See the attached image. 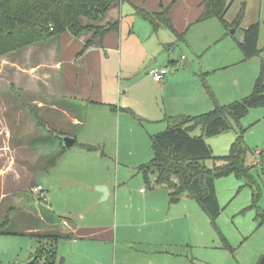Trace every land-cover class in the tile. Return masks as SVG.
Instances as JSON below:
<instances>
[{
  "label": "crops",
  "instance_id": "0c3cea01",
  "mask_svg": "<svg viewBox=\"0 0 264 264\" xmlns=\"http://www.w3.org/2000/svg\"><path fill=\"white\" fill-rule=\"evenodd\" d=\"M203 1L120 0L99 24L104 26L119 22L120 29L108 33L102 41L96 40L84 53L85 44L92 39V35L84 34L75 38L70 33H64L44 44L36 43L19 51L14 62L1 59L0 71L12 70L18 72L19 76L23 74L34 78V86L28 85L27 90L36 92L39 97H49L47 105L50 104L53 113H73V123L67 130L62 133L56 128L51 130L58 133V143L54 145V149H51L48 155L44 152V155L40 156L38 166L29 168L35 177L31 186L41 185L45 188L38 181L39 176H49L65 152L79 145V154L74 157L78 159V166L81 164L86 170L93 171L94 178L90 182L97 188V194H90L89 199L95 202L101 199L109 206L116 207L117 227L112 229L103 227V209L97 211L94 217V223L97 224H94L92 220L86 221L90 211L86 212V215L78 214L76 217L81 216L80 221L75 216H62L57 208L46 201V217L52 218L55 224H59L55 221L58 217L63 220L61 224H64V228L57 229V232L71 235V238L57 242L60 264H102L101 244L107 249L115 247L116 261L119 259L121 264H130V227L132 233L136 229H146V239L142 243L146 246L144 251L149 257L158 254V246L172 250L179 244V238L190 237L192 217L188 208L194 199L185 195L181 202L171 205L170 190L165 186L154 187L150 191L140 189L138 192L136 188L131 190L129 174L124 172L120 156L117 160L109 157L104 163L106 154L101 146H108L110 138L105 135L110 136L117 126L118 131H121L122 145L127 149L126 129L130 127L137 136L140 149L139 152L129 150L130 155L136 154V159L146 156V160L151 161L154 151H149V144L152 143L154 135L167 129L165 118L200 116L213 110L214 100L222 105H229L253 92L254 84L261 74L264 57L262 55L245 60L238 41L243 38L244 30L251 25L259 23L262 28L264 0H260L259 10L254 18L249 20L247 16V25H241L243 29L239 39L234 35L241 26L227 30L217 18L198 21L203 11ZM226 1L230 4V10L225 19L231 24L241 10L233 13L235 0ZM136 8L150 15H164L171 27H166L161 22L159 28L155 29L150 21L136 12ZM189 30L201 35L202 42H199L196 48L198 52L193 50L202 55L198 59L191 56L189 59H183L184 56H181V60L187 61L182 64L171 58L167 52L185 43L195 48L189 41L190 36L189 40L185 38ZM261 34L262 29L259 40ZM171 62L176 66V71L168 75L163 82H154L148 72L157 67L171 66ZM43 74L47 82H42ZM35 103L39 109L44 110L45 104L42 101L35 99ZM68 117L70 118V115ZM58 119L61 118L58 116ZM89 119L90 121H87ZM60 127L64 129L65 125ZM194 134L200 136L201 131L195 130ZM6 135H9V129ZM64 136L74 138L76 144L72 148L64 149ZM236 137L237 133L233 137L208 138L206 141L211 149L213 147L210 140L219 141L215 142V145L226 143L230 149ZM79 138H82L80 144ZM83 146H98L99 149L90 152ZM11 149L7 146L3 153L0 152V156L9 155ZM256 153L260 155L259 150ZM113 164L117 169L115 177L107 178L105 174H97L103 167L106 172H110ZM101 187L108 189L106 199L98 191ZM2 196L0 195V204ZM147 247L151 250H146ZM164 253L171 255L166 250Z\"/></svg>",
  "mask_w": 264,
  "mask_h": 264
},
{
  "label": "rangeland",
  "instance_id": "374dc122",
  "mask_svg": "<svg viewBox=\"0 0 264 264\" xmlns=\"http://www.w3.org/2000/svg\"><path fill=\"white\" fill-rule=\"evenodd\" d=\"M230 1L228 0V2ZM260 3V0H235L232 12L238 13L243 7L246 9L241 24L245 26L247 25V16L249 20H252L259 10ZM247 5H249L248 8ZM242 29L243 27L234 35L235 38L239 39ZM261 29L259 45L262 49L261 55L264 57L263 23ZM192 31L189 30L185 38L189 40L190 36L189 41L195 48L189 47L188 43H185L167 52L171 58L182 64L187 61L181 60V56L198 59L202 55L193 50L202 42L201 35ZM46 42L47 40L39 43ZM22 50L24 49L1 55L0 69L2 68V58L14 62L17 53ZM18 74V72L7 71V69L0 71V152L3 153L7 146L12 148L9 155L0 156V195H3L2 204H0V227L8 221L3 231L21 234L0 235V264L28 262L40 249L37 236L23 234L30 233L27 232L29 229L37 230L36 232L45 235L64 228V224H55L52 218L46 217V201L49 205L57 208L62 216H75L80 221L82 220L81 216H76L78 214L86 215L85 213L90 211L86 221L92 220L93 223L97 211L103 209L105 214L103 227L112 229L117 227L115 205L109 206L101 199L97 202L89 199L90 194H97V188H94L90 182L94 178L93 171L89 169L87 171L81 164L78 166V159L74 157L79 154V145L65 152L64 157L61 158L57 167L50 171L49 176H39L38 181L45 186L46 201L41 199V195L33 193L34 187L37 185L31 186L34 184L35 177L29 168L33 169L35 165L38 166L40 156H43L44 152L48 155L50 150L54 149V145L58 143L56 138L58 133L51 130L56 128L61 133L65 129L67 130L73 123L71 120L73 113L72 115L69 113L70 118L66 112L58 113L59 115L53 113L50 104L47 105L49 97L48 99L46 95L39 97L36 92L27 90L29 89L28 85L34 86V78ZM41 77L42 82H47L44 74ZM37 82L41 83L39 80ZM44 92L46 94V91ZM35 99H39L45 104L43 111L38 108ZM58 116L61 119H58ZM60 125H65L64 129ZM240 128L247 129L246 146L255 152L259 150L260 154L264 155V109L250 110L239 123H234V130L225 132L219 137H233ZM8 129L9 135H6ZM105 136L110 138V141L107 147L106 145L101 146L106 154L103 158L104 163L109 160V157L117 160L120 156V160L123 162L120 164L123 166L124 172L129 174V188L131 190L136 188L138 192L140 189L147 191L153 189L155 187L153 183L145 182L142 176L138 175V169L150 160H146V156L136 159L134 157L136 154L130 155L129 150L140 151L139 142L133 129L130 127L126 129L127 149L122 145L121 131H118L117 126L110 136ZM78 141L80 144L82 138H79ZM210 142L215 156H225L229 153L230 149L226 143L220 142L219 145H215V142L219 141L210 140ZM149 148L152 153V143L149 144ZM255 152L249 153L246 158L247 164L255 165L252 175L256 182L252 187L246 186L245 181L239 180L235 176L218 179L216 189L223 211L221 216L213 224L199 204L192 200L193 204L191 203L192 205L188 208L192 217L190 237L179 238V242H177L179 244L174 246V249H163L164 247L158 246L156 249L158 254L155 257H149V254H145L146 246L142 243L146 239V229L143 228V231L136 229L132 233V227H130L128 232L130 264H259L264 258V224L260 225V221L256 220L258 210L254 207L249 208L254 200L253 194L260 192L262 195L258 199L257 206L259 210L264 211V164L261 163L260 155ZM145 160L146 162H143ZM10 162H12L11 165ZM207 165L211 168L214 167L212 161H207ZM116 170L115 164H113L110 172H106L103 167L97 174H105V177L112 178L117 175ZM108 207L109 209H107ZM181 229L180 227V232ZM101 245L100 260L103 261L102 264H121V260L116 261L115 247L107 249L104 244ZM147 248L146 250L149 251L150 247ZM165 250L171 255L165 254Z\"/></svg>",
  "mask_w": 264,
  "mask_h": 264
},
{
  "label": "trees",
  "instance_id": "16d2710c",
  "mask_svg": "<svg viewBox=\"0 0 264 264\" xmlns=\"http://www.w3.org/2000/svg\"><path fill=\"white\" fill-rule=\"evenodd\" d=\"M119 1L0 0V56L59 37L64 33H70L75 38L84 34L92 35V39L85 44L84 53L96 40L102 41L108 33L120 29L119 22L99 25L107 16V12ZM201 7L203 11L199 22L217 18L227 30L241 26L246 10L243 7L236 19L229 24L225 17L230 10V4L226 0H204ZM136 12L150 21L155 29L159 28L161 22L164 26L171 27V23L162 14L150 15L140 8H136ZM260 30L259 23L251 25L244 30L243 38L238 41L245 60L262 56L259 49ZM260 71L254 90L248 97L229 105H222L214 100L213 110L200 116L165 118L167 129L152 137L154 157L138 169V175L142 176L145 182L153 183L155 187H167L170 190L171 205L181 202L187 195L199 204L215 224L223 212L216 192V181L222 177L235 176L245 181L249 187L256 182L252 175L255 165L249 166L246 163L247 155L255 152L245 144L247 129L240 128L236 131L237 137L226 156H215L206 140L234 130V123H239L250 110L264 109V58ZM198 129L201 131L200 136L194 134ZM83 147L90 152L99 149L98 146ZM260 157L261 163L264 164V155L260 154ZM207 161H212L214 167H209ZM253 195L254 200L249 209L254 207L258 210L256 220L262 225L264 211L259 210L257 206L262 194L259 192ZM55 221L63 223L59 217ZM7 222L0 227V235H21L4 232ZM23 234L39 238L40 249L31 258L35 259V264H60L57 242L71 238V235H63L57 231L45 235L39 232Z\"/></svg>",
  "mask_w": 264,
  "mask_h": 264
},
{
  "label": "built area",
  "instance_id": "2783aa9c",
  "mask_svg": "<svg viewBox=\"0 0 264 264\" xmlns=\"http://www.w3.org/2000/svg\"><path fill=\"white\" fill-rule=\"evenodd\" d=\"M185 59V57L183 58ZM176 71V66L172 65L167 67H157L148 72L149 76L154 80V82H163L165 78ZM33 193L41 195V199L46 201L45 189L43 186H36Z\"/></svg>",
  "mask_w": 264,
  "mask_h": 264
},
{
  "label": "water",
  "instance_id": "95a60500",
  "mask_svg": "<svg viewBox=\"0 0 264 264\" xmlns=\"http://www.w3.org/2000/svg\"><path fill=\"white\" fill-rule=\"evenodd\" d=\"M234 33V31H232V34ZM62 141L64 143V149L67 148H72L75 144H76V140L74 138H71L69 136H64L62 137ZM98 191H100L103 194V198L106 199L108 196V189L106 187H101L98 189ZM35 259H32L28 262L25 263H21V264H35ZM259 264H264V258L259 262Z\"/></svg>",
  "mask_w": 264,
  "mask_h": 264
}]
</instances>
